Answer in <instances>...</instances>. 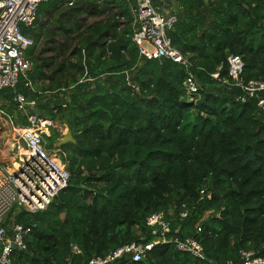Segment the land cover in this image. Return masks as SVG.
Instances as JSON below:
<instances>
[{"label":"trees","instance_id":"16d2710c","mask_svg":"<svg viewBox=\"0 0 264 264\" xmlns=\"http://www.w3.org/2000/svg\"><path fill=\"white\" fill-rule=\"evenodd\" d=\"M154 2L178 17L168 34L192 65L196 94L185 66L140 55L137 0H49L21 26L34 41L32 67L0 91V107L19 126L31 114L56 122L46 147L60 152L71 179L45 210H12L8 226L30 234L11 264H89L154 242L147 218L160 212L170 236L197 238L205 258L159 244L140 262L110 264H238L245 251L264 258V92L243 102L229 76V58L240 56L242 78L264 81V0ZM85 14L99 20L87 24ZM43 40L50 56L39 53ZM18 95L33 105L19 111ZM63 128L75 142L58 148Z\"/></svg>","mask_w":264,"mask_h":264},{"label":"built area","instance_id":"2783aa9c","mask_svg":"<svg viewBox=\"0 0 264 264\" xmlns=\"http://www.w3.org/2000/svg\"><path fill=\"white\" fill-rule=\"evenodd\" d=\"M48 1L0 0V91L16 88L20 77L26 76L31 70L27 52L34 41L22 32L21 26H32L38 17L40 5ZM133 14L136 27L133 40L140 55L150 60H172L185 66L188 69L185 83L187 90L190 94H196L199 87L190 70L192 65L173 46L168 34L178 21L177 15L156 6L154 0H137ZM244 70L245 63L240 56L229 58V76L233 84L243 90L245 96L240 99L246 102L247 97H257L264 92V81L246 82L242 78ZM212 76L219 78L220 74ZM16 103L21 111L33 105L23 95H18ZM259 106L264 107V99L259 101ZM27 120V126H19L14 116L0 107V131L14 136L10 157L5 152L10 143L0 137V264H11L13 252L27 247L25 239L30 234V229L21 224L8 226L12 210L15 207L30 213L45 210L67 188L71 179V173L46 147V137L50 135L51 129L57 127L56 122L36 114L28 115ZM2 158H5L4 163ZM202 194L205 196L206 192L202 191ZM187 215L188 210L181 213L183 218ZM147 225L154 228V242H134L122 246L107 256L92 258L89 264H110L124 257L130 258L132 262H140L159 244H171L179 252L205 258V249L197 238L181 240L170 236L172 222L164 212L150 215ZM201 231L198 228V232ZM238 264H264V258L252 251H245L242 252V262Z\"/></svg>","mask_w":264,"mask_h":264},{"label":"rangeland","instance_id":"374dc122","mask_svg":"<svg viewBox=\"0 0 264 264\" xmlns=\"http://www.w3.org/2000/svg\"><path fill=\"white\" fill-rule=\"evenodd\" d=\"M72 5V4H71ZM83 20L87 23V24H90V23H94V22H96L97 20H99V17H92V16H89V15H87V14H85V15H83ZM47 20V19H46ZM81 22V21H80ZM52 39H55V40H57V41H59V42H62V37L59 35V36H57V37H53V38H51L50 40H52ZM52 48V44H50V41L49 42H47V41H45V40H43V42H41L40 43V45H39V53H40V51H41V54H42V51L43 50H46L45 51V53H44V56H50L51 55V53H50V49ZM7 105H9V104H7ZM18 108V107H17ZM19 110V109H18ZM25 110H26V107H25ZM19 111H21V110H19ZM24 112V111H23ZM6 124V123H5ZM68 132V129L66 128H63L62 129V133L64 134V136H65V134ZM0 137H2L3 138V140L5 141V142H7V143H10V144H12L13 143V141L12 140H14V136H10V135H5L2 131H0ZM2 140H0V142H1ZM51 152V151H50ZM51 154L52 155H54V157H56L57 158V160H59V161H61L62 162V160H61V155H60V152L59 151H52L51 152ZM62 164L64 165V163L62 162ZM65 166V165H64Z\"/></svg>","mask_w":264,"mask_h":264},{"label":"water","instance_id":"95a60500","mask_svg":"<svg viewBox=\"0 0 264 264\" xmlns=\"http://www.w3.org/2000/svg\"><path fill=\"white\" fill-rule=\"evenodd\" d=\"M69 142H75V139L73 137V133L68 130V132L65 134L64 138L59 142L58 148H60L62 145L67 144Z\"/></svg>","mask_w":264,"mask_h":264},{"label":"crops","instance_id":"0c3cea01","mask_svg":"<svg viewBox=\"0 0 264 264\" xmlns=\"http://www.w3.org/2000/svg\"><path fill=\"white\" fill-rule=\"evenodd\" d=\"M164 1H166V0H164ZM163 9H164L165 11H169V12L173 13V9H172V7H171L170 5H168V4H164ZM12 147H13V145L10 144V146H8L7 149L5 150V152L8 153L9 157H10V155H11ZM8 148H9V150H8ZM3 156H4V155H3ZM4 159H5V158H2V159H1L2 163H4V161H5ZM7 159L9 160V158H7Z\"/></svg>","mask_w":264,"mask_h":264}]
</instances>
